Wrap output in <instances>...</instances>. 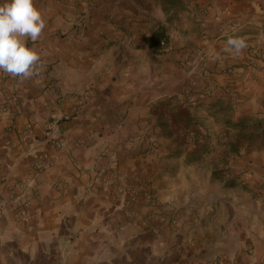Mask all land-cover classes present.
Returning a JSON list of instances; mask_svg holds the SVG:
<instances>
[{"label":"crops","instance_id":"0c3cea01","mask_svg":"<svg viewBox=\"0 0 264 264\" xmlns=\"http://www.w3.org/2000/svg\"><path fill=\"white\" fill-rule=\"evenodd\" d=\"M50 2L27 41L39 75L0 71V264H264V189L225 185L171 116L264 120V0ZM236 36L247 47L225 52ZM43 152L55 165L37 172ZM257 168L262 184L264 153Z\"/></svg>","mask_w":264,"mask_h":264},{"label":"rangeland","instance_id":"374dc122","mask_svg":"<svg viewBox=\"0 0 264 264\" xmlns=\"http://www.w3.org/2000/svg\"><path fill=\"white\" fill-rule=\"evenodd\" d=\"M49 1L50 0H34V5L41 11L51 9L53 5L58 6L55 2L53 4L52 2L49 3ZM71 1L74 2L76 6L85 2H78L76 0ZM5 2H10V0H0V5ZM73 15L76 16L74 19L78 20L77 14L73 13ZM27 46H29V42ZM252 65H254V63H252ZM201 116L206 121L207 129L203 132L204 137L201 139L203 148L200 150L199 156L205 155L206 158H204V160L208 165L223 170V172L228 174L232 168H227L226 166H228L230 161H233L232 164L235 165L234 167L238 168L237 175L241 177H236L235 179L227 181H232V183H237L238 181V184H241L244 188L253 183L252 185H257V188L251 186L254 190V196L261 193L264 189V183H258L261 174L257 166L264 153V120L253 117L239 118L237 121H245V126L241 129L232 127V129L229 130L226 129L222 119H209L207 118L208 114H201ZM231 144L233 146L230 147ZM234 145L236 148H234ZM251 160H255V163ZM221 181L223 182V180ZM249 192H251V189ZM70 254V251H63L60 256L62 258H67Z\"/></svg>","mask_w":264,"mask_h":264},{"label":"clouds","instance_id":"9594fccd","mask_svg":"<svg viewBox=\"0 0 264 264\" xmlns=\"http://www.w3.org/2000/svg\"><path fill=\"white\" fill-rule=\"evenodd\" d=\"M46 27L34 0H10L0 5V71L31 79L41 71V56L27 41L36 42ZM247 47L245 37H229L224 51L239 55Z\"/></svg>","mask_w":264,"mask_h":264},{"label":"trees","instance_id":"16d2710c","mask_svg":"<svg viewBox=\"0 0 264 264\" xmlns=\"http://www.w3.org/2000/svg\"><path fill=\"white\" fill-rule=\"evenodd\" d=\"M169 1L170 4H175L174 0H169ZM162 41H165L168 44L167 40L164 37L162 36L154 37L153 45L156 48V50L160 49L159 47ZM171 116L176 121V125H178L179 127V129L175 130L174 132L178 134V136H182L181 134L184 132V136H182L184 144H187L189 142L188 138L192 137L193 141L195 142L194 144H196V147L193 150H191V152L193 155L194 154L199 155L201 152L200 150L203 148V144H201V139L204 137L203 136L204 130L200 128V125L194 123V119L192 118L191 113L182 106L173 107L171 111ZM229 124L233 128L241 129L245 126V121H237L235 123L230 122ZM231 146L233 145L231 144L230 147ZM234 148H236L235 145ZM215 175L219 180H223L226 183V185L233 184L232 181H227L228 179H226L227 177L226 173L223 172V170H218Z\"/></svg>","mask_w":264,"mask_h":264},{"label":"built area","instance_id":"2783aa9c","mask_svg":"<svg viewBox=\"0 0 264 264\" xmlns=\"http://www.w3.org/2000/svg\"><path fill=\"white\" fill-rule=\"evenodd\" d=\"M78 2H83L85 0H76ZM160 46L162 49H165L167 47V43L165 41H162L160 43ZM8 107L6 105L0 104V117L5 115V113L7 112ZM47 130H48V139L49 142L51 143L52 147L57 149V150H62L65 149V147L67 146L66 141L61 138V137H56L55 136V130H54V126L49 124L47 126ZM31 132H32V126L31 125H27L26 129L24 130V138L29 140L31 139ZM55 165V159L54 157L47 153V152H43L39 158L35 161L34 163V169L37 172H42V171H46L49 170L51 168H53ZM26 188V184L21 183L19 184L18 189H20L21 191H25ZM22 194L19 193H15V192H10L8 194V199L11 201H19L21 202L19 210H18V214L21 215L23 218L28 219L25 215V207L28 205L27 202L22 203ZM6 211V206L3 203V201H0V212H5ZM155 233L157 235H160V231L157 229L155 231Z\"/></svg>","mask_w":264,"mask_h":264}]
</instances>
